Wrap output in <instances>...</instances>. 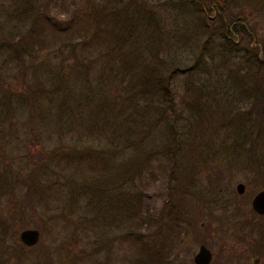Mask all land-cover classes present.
<instances>
[{
	"label": "rangeland",
	"instance_id": "1",
	"mask_svg": "<svg viewBox=\"0 0 264 264\" xmlns=\"http://www.w3.org/2000/svg\"><path fill=\"white\" fill-rule=\"evenodd\" d=\"M47 1L0 0V264H192L201 241L213 264H264V218L251 211L264 188L253 46L205 24V0H64L91 7L118 42L114 52L82 36L64 47L41 19L62 22L61 0ZM247 1L254 44L264 0ZM147 77L164 91L145 92ZM177 183L199 204L164 256L158 217ZM25 229L38 232L26 250ZM241 229L249 238L236 239Z\"/></svg>",
	"mask_w": 264,
	"mask_h": 264
},
{
	"label": "trees",
	"instance_id": "2",
	"mask_svg": "<svg viewBox=\"0 0 264 264\" xmlns=\"http://www.w3.org/2000/svg\"><path fill=\"white\" fill-rule=\"evenodd\" d=\"M25 1L29 2V0ZM56 1L57 0H48L47 2L49 5H52L55 4ZM247 2V0H205V4L201 9L198 10V12L200 13L201 18H203V22L205 24H211L213 22L218 24L219 29H222V36L224 39L235 40L236 42L240 41L248 47L250 45L253 46L252 49L250 47L249 48L255 53V69L250 76V83L252 85L249 87L248 93L252 96L253 99L252 108L256 112L255 120L259 121L264 114V41H255V43L253 44V30L250 28L245 29L244 27L246 23V16L243 13L244 8L242 7L246 5ZM48 4H45L44 9L52 10L55 8L54 6L51 7ZM67 7L68 6L65 4L64 0H61L59 8L62 9V13H60L62 16V22H60L61 19L55 21L53 20L55 18L52 19V17L47 15L45 17H41L43 26L54 29L53 32L55 34L59 33L60 36H65V43L63 44L64 47H67L69 45L66 38L71 37V39H81L80 36H82L83 39L86 38V40L88 41H86L87 43L90 42L94 45V47L92 46V49L94 51L97 52L98 47L103 46L106 47L108 51L112 50L114 52V46H116L118 42H113L112 45L108 43L109 38L103 34L104 29H102L100 26V20L93 12L91 7L90 9L85 8L84 6L78 7L77 4L72 5V8L69 9ZM205 10H207L209 13L213 12L212 17L207 16L204 12ZM35 18L39 17L35 16ZM240 24H242L243 26H241ZM114 27L120 30L121 27H123V24L119 23ZM56 30L58 32H56ZM114 37L112 38L114 39ZM133 57L134 55L130 54L129 60L124 61V64L126 66L132 64L135 59ZM143 85H147L144 87L145 92L146 90H159L162 92L164 91V85L159 82L154 83L151 77L145 78L143 81ZM141 91L142 90H140V92ZM195 103L197 107L201 109L198 103ZM205 114L207 116V113H204L201 116H205ZM250 157L255 162V160L253 159V152H251ZM245 168L249 167L245 166ZM256 168L257 167L254 166L255 173ZM217 174H214L213 179H218ZM196 197L197 196L195 195L189 194L180 183H177L173 188L171 194L167 198V202H165L160 212V216L158 217L160 228L157 231H159L160 233L159 245L162 255H170L173 252L174 247L176 246L178 236L185 232L183 228V222L186 219V210H192L194 206L198 207L199 200L198 197ZM216 220L219 219L216 218ZM144 222L145 220L142 217L139 221L132 223V226L135 227V229H138ZM137 241V238L135 240H132V245H138ZM142 247L143 246H140L138 250L141 251ZM145 250V248H142V251Z\"/></svg>",
	"mask_w": 264,
	"mask_h": 264
},
{
	"label": "water",
	"instance_id": "3",
	"mask_svg": "<svg viewBox=\"0 0 264 264\" xmlns=\"http://www.w3.org/2000/svg\"><path fill=\"white\" fill-rule=\"evenodd\" d=\"M243 185L236 186V192L242 194ZM251 209L258 213L264 214V188L255 194L251 200ZM19 240L26 246H33L38 240V232L35 229H25L19 233ZM210 261V253L206 248L200 246L193 258L194 264H208Z\"/></svg>",
	"mask_w": 264,
	"mask_h": 264
},
{
	"label": "flooded vegetation",
	"instance_id": "4",
	"mask_svg": "<svg viewBox=\"0 0 264 264\" xmlns=\"http://www.w3.org/2000/svg\"><path fill=\"white\" fill-rule=\"evenodd\" d=\"M244 192V186H243V191H242V193ZM251 211H252V213H253V215L255 216V217H258V218H260V219H262V218H264V214H258V213H256V212H254L252 209H251ZM249 232H243V229H241L239 232H235V234H236V239H238V240H244L243 238H246V234L248 235V238H249V234H248ZM238 234H245V235H243V238L242 237H240ZM238 236V237H237ZM248 238H247V240H248ZM18 240H19V234H18ZM196 240L197 241H199L198 240V238H196ZM247 240H245L246 242H247V244H248V241ZM196 241V242H197ZM19 242H20V240H19ZM240 242H242V241H240ZM264 236H262V240H261V242L259 243V244H257L256 246H258V249L259 250H261V251H259L260 252V255H263L264 254ZM244 243V242H243ZM246 244V243H245ZM35 245V244H34ZM33 245V246H34ZM197 245H198V247H197V251H198V249H199V247L200 246H203L204 248H206L207 250H208V252L210 253V261H209V263L208 264H213V262H212V259H213V257H212V253L210 252V250L206 247V244H205V242L203 243L202 241L201 242H197ZM249 246H251L250 244H248ZM32 246H26V245H24V244H22L21 242H20V248H23V249H29V248H31ZM249 249L252 251V252H254V253H257V251H256V248H252V247H249ZM197 251H196V253H197ZM196 253L193 255V257H192V264H194V262H193V258H194V256L196 255ZM239 258L240 257H238V260H239ZM258 262H259V259H254L253 260V264H258ZM224 264H229V263H226V261H224L223 262ZM219 264V263H218Z\"/></svg>",
	"mask_w": 264,
	"mask_h": 264
}]
</instances>
